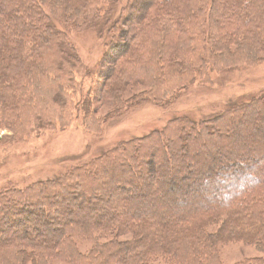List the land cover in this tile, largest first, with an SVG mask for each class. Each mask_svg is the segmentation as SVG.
Here are the masks:
<instances>
[{
	"label": "trees",
	"instance_id": "1",
	"mask_svg": "<svg viewBox=\"0 0 264 264\" xmlns=\"http://www.w3.org/2000/svg\"><path fill=\"white\" fill-rule=\"evenodd\" d=\"M96 6V0H0L1 126L19 135L27 134L31 123L37 124L38 129H54L56 125L65 126L72 118L65 92L74 86L75 58L67 39L55 29L53 22L82 21L93 14ZM127 6L129 15L119 17V22L122 20L127 25L123 34L129 61L119 60L124 51L118 48L116 59L121 78L124 83L154 84L160 91L156 98L159 101L170 91V86L177 90L191 84L190 77L200 71L198 65L203 72H207L208 62L228 61L226 67H230V53L224 41L232 33L247 32V37L250 35L264 50V0H128ZM131 10L135 14L130 15ZM147 16L150 35L140 44L136 37L144 30L141 24ZM165 42L170 49L165 48ZM180 47L186 53L182 54ZM255 49V46L246 48L245 54L242 49L237 52L248 64L255 59ZM174 54L185 59L178 67L177 76L166 70L174 68L175 57L171 56ZM188 65L192 66L191 74ZM164 74L175 80L167 82ZM173 95L175 91L169 99ZM53 107L60 108L62 114L53 116ZM255 110L261 112L249 125V132L264 123V90L242 96L223 113L209 119L195 121L184 116L163 131H153L134 143L116 145L58 178L38 182L15 199L0 194V222L9 216L8 224L4 223L8 236L3 234L5 228L0 231V264H48L64 253L68 257L60 260L83 264L80 258L85 257L77 246L69 247L75 235L112 226L125 231L133 227L132 223L140 224L138 237L131 241L116 239L102 246L103 251L98 253L102 256L98 260L99 256L95 259L94 255L93 264H141L151 257L174 264H220L216 243L230 241V237L264 252V172L257 169L258 175L252 177L244 171L245 165L249 170L256 163V156H248L250 165L243 160L219 161L209 177L220 178L222 185L215 182L213 190L199 182L191 185L195 179L203 178L204 168L194 164L176 167L177 162L187 160L201 147L222 138L230 139L241 125L242 117ZM249 145L255 150L264 147L258 142ZM225 146L230 148L228 143ZM209 159L213 160L214 156ZM137 162L143 165L142 172L132 168ZM114 176L119 178L112 180ZM103 177H108L107 186L114 183L118 191H128L123 201H107L103 195L95 194V188L98 192L107 191L96 187ZM173 181H180L186 187L181 194L186 199L173 206L161 204L176 199L174 189H160L162 182ZM154 189L159 196L151 202L154 208L129 204L139 202L144 199V192ZM62 195L71 202L77 201L76 208L81 204L96 206L100 213L97 218L93 212L85 218L71 216L66 212H70L73 203L69 206L61 200ZM60 206L64 209L59 210ZM218 215L227 218L216 236L207 233L202 221ZM10 228L15 230L9 232ZM24 250L26 258L16 262L7 260V256H16Z\"/></svg>",
	"mask_w": 264,
	"mask_h": 264
},
{
	"label": "rangeland",
	"instance_id": "2",
	"mask_svg": "<svg viewBox=\"0 0 264 264\" xmlns=\"http://www.w3.org/2000/svg\"><path fill=\"white\" fill-rule=\"evenodd\" d=\"M127 1L96 0L97 6L95 11H92L93 14L78 22H58L54 19L55 29L67 39L68 48L75 58L72 71L74 86L73 89L69 88L65 92L67 103L70 105L68 111L72 118L65 126L56 125L54 129H38L37 124L31 123L28 126V133L19 135L0 125V194H6L7 197L15 199L20 192L34 187L38 182L58 178L116 145L134 143L154 133L153 131H163L174 120H182L184 116L195 121L209 119L223 113L230 103L240 100L242 96L264 90V50L253 39H250V35L247 37V32L242 31L230 34V39L224 41L230 53V67H226L228 61L208 62L206 65L208 67L205 68L207 72H203L201 66L198 65L200 71L190 77L192 78L191 84L184 89L177 90H174V86H170V91L161 101L156 100L160 96L158 94L160 91L154 84L124 83L116 54L119 52L118 48H123L124 52L119 60L124 58L127 60L124 45L126 40L123 34L127 25L122 20L119 22V17L129 15ZM133 14L135 11L131 10L130 15ZM111 22H114V25L110 24ZM141 25L144 30L138 33L136 39L138 43L144 44L145 38L150 35L148 16ZM66 41L64 40L62 45L63 49L67 47ZM164 45L166 49L171 48L168 42ZM254 46L256 48L253 50L255 61L246 64L241 59V53L237 51L242 49L245 54L246 48L253 49ZM179 50L182 54L186 53L184 47H180ZM171 56L175 57L174 68H166V70L177 76L178 67L184 63L185 59L179 54ZM188 73H192L191 65H188ZM164 77L167 82L170 79L175 80L174 77L166 74ZM175 85H178L177 82ZM174 91L175 95L169 99L170 93ZM260 112L255 110L246 113L242 117L241 125L232 133L230 139L215 140L213 145L208 144L204 148L201 147L190 154L187 160L176 163L177 168L194 164L197 168L205 169L203 178L195 179L191 185L199 182L208 189L215 188V182L222 185L220 178L209 177L212 172L214 173L218 162L243 160L249 164L250 154L256 156V163L251 164L249 170L245 165L244 171L249 172L252 177L258 175L257 169H261L258 172H264V147H262L264 146V123L257 125L254 132H249V125ZM58 114H62L60 108L53 107L52 115ZM236 124L233 123V126L238 127ZM249 142H258L262 148L255 150ZM226 143L230 145V148L225 146ZM213 156L214 159L210 160L209 157ZM132 168L142 172L144 167L137 162ZM168 169L167 167L165 171ZM107 178H101L99 184L96 185L98 189L100 186L106 188L107 191L98 192L95 188V194L103 195L107 201H123L128 191H118L114 183L107 186L105 182ZM118 178L114 176L112 180ZM145 181L146 179L143 178V182ZM185 188L180 181L162 182L160 189H174L176 199L174 202L162 201L161 204L173 206L180 200H185L184 195H181ZM134 191L137 189L135 188ZM87 195L89 194H85ZM61 197V200L64 199L69 206L73 203L70 212H66L71 216L85 218L87 213L93 212L97 218V214L100 213V209L96 206L89 207L81 204L76 208L74 204L76 205L77 201L71 202L66 195ZM143 197L144 199L139 202L129 204L154 208L151 202L159 198L158 190L144 192ZM62 208L64 209L60 206L59 210ZM8 212L12 213L10 210ZM8 218L9 216H6V220L0 222V231L5 228L3 232L5 236L8 235L4 223L8 224ZM226 218L224 215H218L211 220L202 221V225L205 226L207 233L217 236L222 231ZM132 224L133 227L125 231L112 226L105 230L75 235L73 240L69 241V247L73 244L77 246L78 252L85 257L80 258L83 264H93L92 257L95 255L96 259L99 256L98 253L103 251L102 246L116 239L131 241L138 237L140 224ZM14 230L10 228L9 232ZM39 232L46 233V231ZM215 248L220 264H264V252L241 239L230 237V241L216 243ZM108 251L107 248L106 253ZM20 254L9 255L7 260L16 262V260L26 258L25 250ZM66 257L68 255L64 253L61 258L53 259L48 264H71L67 260H60ZM151 258L153 259L150 260ZM151 258L148 259L149 262L147 260L141 264H174L164 258Z\"/></svg>",
	"mask_w": 264,
	"mask_h": 264
}]
</instances>
